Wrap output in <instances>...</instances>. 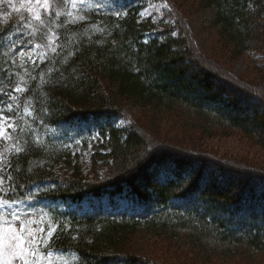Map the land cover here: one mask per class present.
I'll return each mask as SVG.
<instances>
[{
    "label": "trees",
    "instance_id": "16d2710c",
    "mask_svg": "<svg viewBox=\"0 0 264 264\" xmlns=\"http://www.w3.org/2000/svg\"><path fill=\"white\" fill-rule=\"evenodd\" d=\"M196 1L234 56L260 51L264 67V0ZM143 7L51 0L43 23H0V118L11 121L0 212L39 211L37 250L50 264H158L125 250L142 229L202 261H253L264 255V170L200 151L196 140L229 131L264 147V86L220 71L183 24L143 18ZM129 107L150 112L153 131L178 117L171 140L181 147L152 136ZM89 121L106 151L92 153L89 175L78 163L55 173Z\"/></svg>",
    "mask_w": 264,
    "mask_h": 264
},
{
    "label": "rangeland",
    "instance_id": "374dc122",
    "mask_svg": "<svg viewBox=\"0 0 264 264\" xmlns=\"http://www.w3.org/2000/svg\"><path fill=\"white\" fill-rule=\"evenodd\" d=\"M22 3L24 7H21ZM140 3L144 4L140 11L143 18H150L155 22L163 20L164 23L170 25L175 24L176 21L178 25L183 24L192 37L193 48L199 54L211 58L214 63L216 62L220 71L229 73L233 78H240L254 85L264 86V67L260 66L261 57H259L261 52L253 51L234 56L210 25L209 20L212 12L200 9L196 0H128V4ZM30 7L34 9L33 12L27 10ZM111 10L115 11L116 9L111 7ZM36 11H39L41 16L48 12H45L42 7H37L34 0L32 3H26L25 0H0V23L10 20L26 21L28 18H34ZM156 34L161 36L164 35V32L159 29L154 31L153 36ZM24 53L29 56L33 55L31 48L24 49ZM261 110L264 112V108ZM128 111L152 136L165 141L166 145L181 147L180 142L173 141L176 140V138L173 139L175 134L181 130L178 127V117L173 116L169 119L170 121L162 122L159 126L162 129L161 132L152 130L151 121L148 120L150 112L147 110L129 107ZM113 123L118 127L127 124L123 118H117ZM10 125L9 119L0 118V160L1 146L7 140ZM75 130L78 132V137L72 139L70 146L71 163L61 161L53 166L54 172L62 176H68L75 163H78L84 174L89 175V170L92 167V153L98 148L101 152L106 151L100 148L101 141L98 139L93 121L80 124ZM176 137L178 138V136ZM196 148L200 151L210 152L216 157L233 160L234 163H242L252 166L254 169L264 170V147L238 132L218 131L212 137L196 140ZM0 214H4L0 215V264H24V260H27L28 264H50V261H53L52 258L43 256L37 250L39 234L43 229L42 216L38 210L17 213L16 208H9L1 211ZM132 215L139 216V213L134 210ZM14 236L19 239L13 242L20 245L15 249V255L8 247ZM172 243L168 239L156 237L142 229L131 236L125 250L158 264H264V255L262 254H256L253 261H249L241 255L230 259L214 258L202 261L193 256L188 247L176 248ZM21 253L24 259L20 258Z\"/></svg>",
    "mask_w": 264,
    "mask_h": 264
},
{
    "label": "snow or ice",
    "instance_id": "6c2138e0",
    "mask_svg": "<svg viewBox=\"0 0 264 264\" xmlns=\"http://www.w3.org/2000/svg\"><path fill=\"white\" fill-rule=\"evenodd\" d=\"M25 2H26V3H32L33 0H25ZM34 2H35V5H36L37 7H42V8L45 10V12H47V11L50 10L49 0H34ZM68 2H69V0H64V3H65V4H67ZM70 2H71V6H72L73 8H76L78 4H84V3H85V0H70ZM21 7H24V4H23V3L21 4ZM27 10H28L29 12H33V11H34V9L31 8V7L28 8ZM68 14L71 15L70 12H69ZM56 15L59 16L60 13L57 12ZM22 18H23V17H22ZM34 18H35L36 20L41 21V23H43V20H42V17H41V15H40L39 11H36V12H35V16H34ZM81 18H82V17H81ZM38 47H39V46H38ZM52 51L55 52V48H52ZM42 58H43V57H42ZM14 90L17 91V92H22V91H24V89L21 88V87H19V86H17ZM25 111H26V113H28L29 115L31 114L30 112H28V109H27V108L25 109ZM17 151H20V149L18 148ZM17 239H19V238H18V237H15V236L12 237V240H11V241L9 242V244H8V247H9V249H10V251L12 252L13 255L16 254V253H15V249L18 248V247L20 246L19 244H16V243L13 242V241H15V240H17ZM20 258H21V259H24L22 253H21ZM24 264H28V261H27V260H24Z\"/></svg>",
    "mask_w": 264,
    "mask_h": 264
}]
</instances>
